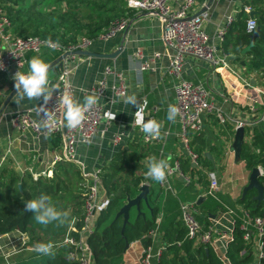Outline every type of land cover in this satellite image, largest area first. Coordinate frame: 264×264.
I'll use <instances>...</instances> for the list:
<instances>
[{
    "label": "trees",
    "instance_id": "16d2710c",
    "mask_svg": "<svg viewBox=\"0 0 264 264\" xmlns=\"http://www.w3.org/2000/svg\"><path fill=\"white\" fill-rule=\"evenodd\" d=\"M0 2L6 8L14 34L22 37L35 35L63 45L74 44L81 36L94 39L115 20L131 17L135 12L134 8L128 6L126 0H0ZM240 3L225 33V39L218 47L232 58L230 63L243 61L248 70L255 71L264 78V0H240ZM244 5L251 6L256 12L254 18L257 26L252 32L246 29V20L250 15L244 11ZM253 33H256L254 38L251 36ZM248 46L249 49L242 53ZM45 51L49 53L41 58L50 65L57 54ZM35 56L30 54L31 58ZM52 67L50 66V69ZM200 134L194 135L191 146L199 140L195 150L200 154V164L211 170L212 162L204 155V151H212L215 147L208 146L200 138ZM59 141L58 136L51 138L53 146H57ZM151 145L153 144H142L140 134L135 131L127 148L119 149L108 164L101 168V186L108 204L97 214L93 231L86 237L94 264H123L126 242L139 240L143 247L150 244L156 246L149 231L154 230L158 234L168 221L170 227L165 228L161 234L164 250L153 264H226L210 245L205 249V246L195 245L194 242L185 239V229L177 226L175 218L160 213L161 219L156 222L159 212L162 211L160 204L163 196L161 188L157 184L154 185L155 180L151 177L148 179L151 184L147 202H141L140 210L135 206L130 207L129 220L122 232L123 217L122 215L116 217V213L126 203L128 197L133 198L139 193L141 185L147 180L146 165L151 158L157 159L155 154L149 153ZM219 154L218 151L217 155ZM178 159L185 174L193 176L196 171L199 175L198 180H202L199 170L191 166L188 158L180 156ZM239 160L244 162L247 168L259 165L264 168V135L256 128H253L249 141L243 140ZM82 179L80 168L67 160L57 163L51 175L41 174L34 177L28 172L18 175L6 168L2 169L0 235L16 230L25 234L28 241L20 252L10 255L0 264H77L68 257L69 247L62 240L72 220L74 229L71 232L76 237L80 235L78 231L82 227L83 218V189L80 185ZM189 186L191 182L183 187L184 190L189 191L192 188ZM157 187L159 189L154 195ZM252 192L248 191L243 199L238 197L234 203L238 202L253 216L264 215V201L257 203L251 197ZM41 194L48 196L59 210L68 212L62 223L40 225L35 222L33 212L25 209L28 200L36 199ZM207 197L209 202L196 205L201 212L216 211L221 207L219 202L210 196ZM183 199L193 200L194 197L187 193L175 194L173 205L179 208V203ZM205 218L208 219V216ZM239 224L240 220L235 219L232 239L228 242L226 254L230 264H249L252 253L249 245L243 240V230L239 228ZM37 243H50L51 249L48 253L38 252L35 249ZM243 250L245 251L242 254ZM261 264H264V258Z\"/></svg>",
    "mask_w": 264,
    "mask_h": 264
},
{
    "label": "crops",
    "instance_id": "0c3cea01",
    "mask_svg": "<svg viewBox=\"0 0 264 264\" xmlns=\"http://www.w3.org/2000/svg\"><path fill=\"white\" fill-rule=\"evenodd\" d=\"M126 1L128 4L130 0ZM240 4V0H195L191 13L205 16L203 26L210 44L217 45V30L228 15L235 14ZM0 5L8 16L5 6L1 2ZM128 18H130L131 23L123 31L117 32L108 39L98 38L100 33L92 39V44L88 49L103 54L120 50L117 56L114 58L79 56L75 62L69 64L68 79L73 89V96L81 103L84 97L90 95V89L102 77L107 66H113L122 73L126 85V95L123 99L112 104L106 97L102 100L111 109L112 124L108 131L103 134L97 133L90 143L78 145V163L75 164L80 168L81 173L93 172L108 164L112 156L119 150L111 144V136L114 132L123 131L126 138L129 139L128 143L131 140L134 133L132 123L135 118L136 105L129 104L126 100L129 95L133 94L136 100L141 96H146L151 103L155 102L161 105L157 118L161 128L169 132L164 143L165 155L161 160L166 163L167 167H170L183 154L179 140L175 135H170V133L177 131L178 124L174 121L175 119L169 120L167 118L169 106L174 102L173 81L167 75L174 52L165 44L162 38L163 19L136 10L134 15ZM137 51L142 53L141 61L149 63V68L142 72L138 71L137 68V61L139 60L135 56ZM36 56L39 57V55ZM30 59L31 57L28 55L26 71H28ZM52 62L49 65V83L55 79L59 69L52 65ZM231 64L237 73L233 75L232 84L230 82L231 86H227L233 87L231 91L225 89V84L218 73L214 72L211 65L206 61L187 57L183 68L187 78L203 83L205 87L212 91L217 101V107L226 116L224 122H220L214 115L205 117L202 132H199L201 133L200 138L208 146L215 147L212 151H204V154L209 153L213 159V169L211 170L216 171L217 161H219V170L218 173L216 172L219 180V191L216 198L212 196L210 198L219 202L221 207L216 211L207 210L205 212L197 209L200 211V220L204 225H215L224 232L222 237L217 238L210 245L220 259H224L227 255L226 249L230 241L229 236L232 234L235 224L233 218L235 215L233 214H239L241 210H246L238 202H234L238 197L242 199V190L248 184L252 169L247 168L244 162L239 160V154L237 155L233 149L237 130L235 126L239 122L244 124V141L250 140L253 128L264 135V90H262L264 88V78H261L257 72L250 71L245 66L240 65L239 62ZM50 66L53 67L50 69ZM1 80L0 172L6 168L18 175L28 172L34 177L48 174V171L52 172L56 166L52 165L54 149L58 146H53L51 142L53 136H36L32 130L20 131L12 125V119L16 113L25 110L34 112L42 102L43 97L32 101L25 98L18 104L13 77L2 75ZM108 81L111 83L113 81L112 77L109 76ZM261 87L262 89H260ZM109 92L110 89L107 90V94ZM33 116L36 117V114L33 113ZM193 138L194 135L191 140ZM198 143L199 140L192 143L194 150ZM151 146L149 153L155 154L158 158L161 143H154ZM218 151L220 152L219 155H217ZM190 164L195 169L194 164L191 162ZM148 165L147 163L146 166L148 167ZM211 170L202 165V171L199 170L202 180H198L199 175L195 171L194 175L190 176L191 186L189 187L192 188L189 191L184 190L183 187L188 184L184 183L178 175L173 176L168 184L162 183V185L160 181H155L154 185L157 184L161 188L163 196L160 204L162 211L159 212L156 222L160 221V213H162V215L166 214V217L169 215V217L175 218L177 226H182L180 209L173 205L175 194L187 193L191 197L193 196V200L183 199L181 201H191L195 207L198 204L209 202L207 197L209 195H206L208 180L205 171ZM149 177H146L147 180ZM259 179L263 180L261 183L264 185V178L260 177ZM158 187L154 195L158 191ZM251 191H253L252 196L255 195V191ZM206 215L208 219L205 218ZM169 227L170 221L161 228L162 230H159L154 240L156 246H163L161 234L163 230ZM13 232L22 235L18 231ZM142 251L143 245L139 240L130 242L123 253V264H138Z\"/></svg>",
    "mask_w": 264,
    "mask_h": 264
},
{
    "label": "built area",
    "instance_id": "2783aa9c",
    "mask_svg": "<svg viewBox=\"0 0 264 264\" xmlns=\"http://www.w3.org/2000/svg\"><path fill=\"white\" fill-rule=\"evenodd\" d=\"M194 5L195 0L128 1V6L136 11L142 13L156 12L163 19L162 38L165 44L174 52L167 71V75L173 81L174 102L172 105L178 108L174 120L178 124V129L170 135H175L179 140L183 150L181 156L188 158L194 164L196 170L202 171L200 154L192 148L191 138L202 130L205 117L214 115L220 122H224L226 116L217 107L216 98L208 87L185 76L183 69L185 60L187 57H193L208 62L213 71L217 72L222 79L227 91L233 89V87L227 86H231L230 82L232 84L233 75L237 73L232 64L225 61L227 57L225 52L219 50L218 47V44L225 39V33L233 21L234 14L228 15L217 30V45L214 46L210 44L203 26L205 16L191 13ZM243 9L249 14L253 11V8L249 5H244ZM129 21L130 18L126 17L115 20L108 26L105 33L103 35L101 33L98 38L108 39L117 32L123 31ZM245 25L247 31L252 32L257 26L254 16H249ZM92 41L88 37L81 36L76 43L63 45L35 35L17 36L12 32L11 21L0 5V95L2 93V75L13 77L17 71L26 72L28 55H40L43 51L48 50L60 56L63 53L77 49L88 50ZM135 56L139 59L137 61L138 71L142 72L149 68L147 61H141L142 53L140 51H137ZM78 57V55L73 54L63 59L55 79L50 83L56 90L53 91L47 104L42 100L34 112L30 110L20 111L12 119V125L17 130L29 129L36 136L59 137V144L54 149L53 166L64 160L78 163V145L90 143L97 133L103 134L108 131L112 124L111 109L103 103V98L106 97L112 104L123 99L126 95V85L122 73L113 66H107L102 77L90 89V94L97 97V103L85 113L79 126L75 128L67 127L60 96L64 91H70L73 95V89L68 79L69 64L75 62ZM109 76L113 79L111 83L108 81ZM109 89L110 92L107 94ZM160 110V103H151L146 96H141L137 100L135 118L132 123L134 132L137 131L141 136L142 144L161 143L158 160L163 159L165 155L164 143L169 135L168 131L161 128L158 121L157 115ZM33 113L36 114V117L33 116ZM150 121H155L159 125L158 134L149 135L142 130L143 124ZM235 127H244V124L239 122ZM128 140L123 131L114 132L111 136V144L117 149L127 148ZM257 168L260 177L264 178V168L261 166ZM100 171L101 168L93 172L81 173L83 176L80 182L83 189V218L82 227L78 231L80 235L76 237L71 232L74 229L72 220L62 240L69 247L68 257L77 264H94L86 237L93 231L97 214L108 204L101 186ZM165 171V179L160 181V184H168L171 178L176 175L181 177L186 184L191 182L190 176L182 171L179 159L175 160L173 166L166 167ZM51 173V171H48V174ZM205 175L208 180L206 195L216 198L219 191L217 173L211 170L205 171ZM144 184L149 186L151 181L146 180ZM179 209L180 222L185 229V239L194 242L195 245L209 246L214 240L224 235V232L215 225H204L201 222L200 211L193 202L181 201ZM233 215H235L233 216L234 219L240 220L239 228L243 230V240L245 244L249 245L252 253V260L249 264H261L264 258V215L253 216L249 210H241L239 214ZM149 235L155 240L157 233L150 230ZM231 239L232 234L229 236V240ZM163 250V246L156 247L151 244L143 247L138 264H153V261L160 257ZM244 251H241V253L243 254ZM222 260L226 264H230L227 255Z\"/></svg>",
    "mask_w": 264,
    "mask_h": 264
},
{
    "label": "clouds",
    "instance_id": "9594fccd",
    "mask_svg": "<svg viewBox=\"0 0 264 264\" xmlns=\"http://www.w3.org/2000/svg\"><path fill=\"white\" fill-rule=\"evenodd\" d=\"M14 88L18 96L17 103L27 100H39L43 97L45 104L52 97V93L56 88L49 83V65L40 57L36 56L29 60L28 71H17L14 76ZM127 103L136 105L137 100L135 95H129ZM60 103L63 105V116L66 126L75 128L81 124L85 113L97 103L95 95L84 97L83 103L79 102L70 91H64L60 96ZM178 113V108L170 105L168 109V119L174 120ZM142 130L149 135L158 134L159 125L155 121L146 122L143 124ZM167 165L163 160H157L155 157L150 159L147 175L155 181H163L166 176ZM25 209L33 212V218L36 223L47 226L52 222H63V219L68 216L67 211H61L54 206L50 198L41 194L36 199H30L25 203ZM35 249L38 252L48 253L51 249V244L37 243Z\"/></svg>",
    "mask_w": 264,
    "mask_h": 264
},
{
    "label": "water",
    "instance_id": "95a60500",
    "mask_svg": "<svg viewBox=\"0 0 264 264\" xmlns=\"http://www.w3.org/2000/svg\"><path fill=\"white\" fill-rule=\"evenodd\" d=\"M255 11L250 12V17H253L255 15ZM147 14L150 15H154L156 17H159V14L156 12H147ZM131 21H129L127 27L130 25ZM256 35V33H253L251 36L252 38H254ZM250 46L246 47L242 53H245ZM120 53V50H116L113 53H108V54H103V53H95L89 50H74V51H70V52H66L63 53L62 55L58 56L53 62L52 65H55L57 68L60 67L63 59H65L66 57L70 56V55H78V56H94V57H106V58H114L115 56H117ZM232 58L227 56L225 58V61L227 63L231 62ZM240 65L244 66L245 63L243 61L239 62ZM244 140V127H240L237 128L236 130V134H235V139L233 142V149L235 151V153L238 155L239 151L241 149L242 143ZM206 157H208V159L213 162L212 157L209 155V153H205L204 154ZM260 175H259V171L257 167H253L251 169L250 175H249V181L248 184L243 188L242 190V199L245 197L246 193L248 191L254 190L255 191V195L252 196V199H254L255 201H257V203L264 201V185L261 183L260 181ZM149 193V186L148 185H141L140 187V191L139 193L133 197L127 198L126 203L118 210V212L116 213V217L122 215L123 217V227H122V232L124 229L125 224L128 222L129 220V209L131 206H135L137 208V210H140V204L142 201L147 202V195ZM129 245L128 242H126L125 247L127 248Z\"/></svg>",
    "mask_w": 264,
    "mask_h": 264
},
{
    "label": "rangeland",
    "instance_id": "374dc122",
    "mask_svg": "<svg viewBox=\"0 0 264 264\" xmlns=\"http://www.w3.org/2000/svg\"><path fill=\"white\" fill-rule=\"evenodd\" d=\"M107 28L103 32H101L102 35L105 33ZM47 53L49 52L44 51L39 55V57H44L45 55H47ZM260 89H262V87ZM262 90H264V88ZM218 167H219V161H217V166L215 168L217 173L219 170ZM51 174H48V175H51ZM142 185H146V184L143 183ZM13 231H16V230H13ZM13 231L0 235V262L6 261V259L10 255L17 253L18 251L20 252V250L26 246V243L28 241L27 236L23 233L21 235Z\"/></svg>",
    "mask_w": 264,
    "mask_h": 264
}]
</instances>
